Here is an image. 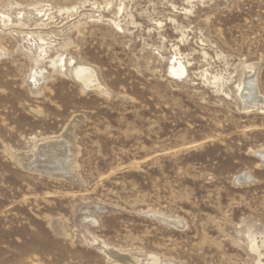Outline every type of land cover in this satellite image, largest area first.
<instances>
[{"label":"rangeland","instance_id":"1","mask_svg":"<svg viewBox=\"0 0 264 264\" xmlns=\"http://www.w3.org/2000/svg\"><path fill=\"white\" fill-rule=\"evenodd\" d=\"M253 75L264 0H0V264H264Z\"/></svg>","mask_w":264,"mask_h":264},{"label":"bare ground","instance_id":"2","mask_svg":"<svg viewBox=\"0 0 264 264\" xmlns=\"http://www.w3.org/2000/svg\"><path fill=\"white\" fill-rule=\"evenodd\" d=\"M173 62H174V64L171 65V67H170V73L172 74V76H175V77L178 76L179 77V76L184 75L186 73L185 65L180 60H178L177 58ZM62 65L63 66L65 65L64 61H62ZM250 67H251V65H250ZM246 71H248V70H246ZM89 72H90L89 69L86 67H83V66H76L74 68V74H75L76 78H78V80H81L84 83L92 82L93 77ZM254 72L256 73L255 70H254ZM248 73H249V71H248ZM255 73H254V75H255ZM254 78H256V77L255 76L249 77V78L245 79L244 81L242 80L243 82L239 86V94H240V98L242 99V101L244 103V109L245 108L246 109L255 108L257 110H260V112H261V110H264V103L260 102L258 99V96H260V95H257V90H256ZM246 111H248V110H246ZM66 143L67 142H65V141L50 140V138H49V140L47 139V141H45L41 145H39L37 147V149L32 154H30V156H28L27 158H24V160L26 159L24 161V165L29 169H37V170L42 169L46 172V174L48 173L49 175H51V174L52 175H61V176L70 175V171H71L70 166L71 165H70V159L68 158L67 153H66V147H67ZM262 153L264 154L263 151L261 152V154ZM71 158H73V157H71ZM249 176L250 175L245 174V173L240 175V177H244V178H246V180H247V178H249ZM70 177H71V175H70ZM260 245L261 244H259V246ZM255 247L253 248V246L251 245V248L254 250H256ZM257 250H258V248H257Z\"/></svg>","mask_w":264,"mask_h":264},{"label":"water","instance_id":"3","mask_svg":"<svg viewBox=\"0 0 264 264\" xmlns=\"http://www.w3.org/2000/svg\"><path fill=\"white\" fill-rule=\"evenodd\" d=\"M257 154H258V156H260V158H262V160L264 159V154H263V153L261 154V152H258ZM245 181H246V178H244V177H240V176H238V177L235 179V182H236V183H242V182H245Z\"/></svg>","mask_w":264,"mask_h":264}]
</instances>
